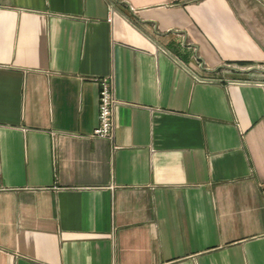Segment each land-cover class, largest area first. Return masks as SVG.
I'll return each mask as SVG.
<instances>
[{
	"label": "crops",
	"instance_id": "crops-1",
	"mask_svg": "<svg viewBox=\"0 0 264 264\" xmlns=\"http://www.w3.org/2000/svg\"><path fill=\"white\" fill-rule=\"evenodd\" d=\"M113 262L264 264V0H0V264Z\"/></svg>",
	"mask_w": 264,
	"mask_h": 264
},
{
	"label": "built area",
	"instance_id": "built-area-1",
	"mask_svg": "<svg viewBox=\"0 0 264 264\" xmlns=\"http://www.w3.org/2000/svg\"><path fill=\"white\" fill-rule=\"evenodd\" d=\"M95 81L98 87V119L92 131L99 136L111 137L114 124L113 108L118 101L111 87V78L109 75L96 77ZM111 264L115 263L113 262Z\"/></svg>",
	"mask_w": 264,
	"mask_h": 264
}]
</instances>
